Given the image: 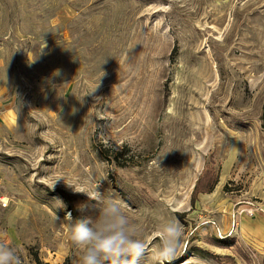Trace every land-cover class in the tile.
Segmentation results:
<instances>
[{"label": "rangeland", "instance_id": "374dc122", "mask_svg": "<svg viewBox=\"0 0 264 264\" xmlns=\"http://www.w3.org/2000/svg\"><path fill=\"white\" fill-rule=\"evenodd\" d=\"M262 115L264 0H0V242L80 264L101 182L172 264H264Z\"/></svg>", "mask_w": 264, "mask_h": 264}, {"label": "clouds", "instance_id": "9594fccd", "mask_svg": "<svg viewBox=\"0 0 264 264\" xmlns=\"http://www.w3.org/2000/svg\"><path fill=\"white\" fill-rule=\"evenodd\" d=\"M101 189V182L93 185L94 197L72 189L87 197L77 205L80 215L70 228L71 242L81 253L80 264H139L148 255L154 264H172L183 236L179 221L170 219L163 223L159 243L150 247L140 230L133 227L122 201ZM65 218L71 221L72 213L66 212ZM0 264H22V261L16 249L0 242Z\"/></svg>", "mask_w": 264, "mask_h": 264}, {"label": "trees", "instance_id": "16d2710c", "mask_svg": "<svg viewBox=\"0 0 264 264\" xmlns=\"http://www.w3.org/2000/svg\"><path fill=\"white\" fill-rule=\"evenodd\" d=\"M261 121H262V123H261V127H262V129H264V115H262V117H261ZM100 154L102 155L103 158H105V159H109V158L107 157V156L109 155L108 151H102ZM34 262H35V264H45V263H43L42 261H40V259L37 258L36 255H34Z\"/></svg>", "mask_w": 264, "mask_h": 264}, {"label": "built area", "instance_id": "2783aa9c", "mask_svg": "<svg viewBox=\"0 0 264 264\" xmlns=\"http://www.w3.org/2000/svg\"><path fill=\"white\" fill-rule=\"evenodd\" d=\"M6 206H7V201L3 197H0V207L5 208Z\"/></svg>", "mask_w": 264, "mask_h": 264}]
</instances>
